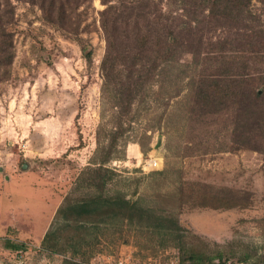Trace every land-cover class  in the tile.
Returning a JSON list of instances; mask_svg holds the SVG:
<instances>
[{
  "label": "rangeland",
  "instance_id": "374dc122",
  "mask_svg": "<svg viewBox=\"0 0 264 264\" xmlns=\"http://www.w3.org/2000/svg\"><path fill=\"white\" fill-rule=\"evenodd\" d=\"M40 1L0 0L12 54L0 69V264H187L181 246L264 264V0L237 18L203 0H90L72 11L55 0L65 28ZM103 17L120 34L108 79ZM166 30L161 58L140 52L143 37ZM221 54L229 64L213 63ZM223 69L244 75L236 98L197 102L199 76ZM96 196L152 217L70 233L68 209ZM157 217L176 230L155 229ZM50 229L61 242L79 237L74 248L52 254Z\"/></svg>",
  "mask_w": 264,
  "mask_h": 264
},
{
  "label": "trees",
  "instance_id": "16d2710c",
  "mask_svg": "<svg viewBox=\"0 0 264 264\" xmlns=\"http://www.w3.org/2000/svg\"><path fill=\"white\" fill-rule=\"evenodd\" d=\"M34 1V0H31ZM54 1L55 0H41L40 6L43 9V12L45 14V17L47 20L51 23H59L58 25L62 28H65L66 23L64 22L65 18V11H62L63 5H60V11H56L54 8ZM90 0H66L68 11H72L76 7H79L83 4H88ZM203 2L210 4V12L214 15L215 11L216 13L221 11L225 12L228 15H230L232 18L239 17L241 13H244V10L246 7L250 4L251 0H203ZM72 4V5H69ZM220 7V9H218ZM107 12V10L105 11ZM103 14V13H102ZM101 14V15H102ZM4 19V16L2 17L0 15V69H2L3 66H7L10 63V60L12 58L11 54V42L9 39V34L7 33V28ZM110 19H106L103 17L101 19V26L103 27V30L107 34V49L106 53L103 57V60L101 61V71L107 77L108 79V71L113 70L114 66L117 65V58L119 53V47L118 45L119 39L117 37L120 35L118 32H114L111 28L115 25H108V22ZM113 34V36H111ZM170 35L169 30H166L162 36L159 31H156L154 36L149 38L143 37L142 39V50L141 53L144 51H149L152 47L153 51L157 54V57H162L160 52L164 51V47L162 43L165 42L166 36ZM116 39H113V38ZM148 43L150 46H148ZM170 47V46H168ZM116 56V57H115ZM159 58V59H160ZM167 57L162 58L163 61L166 60ZM213 63L214 60L219 59V64L226 65L230 63V57H226L223 54L219 55V58L214 57L211 58ZM157 63V62H156ZM216 64V63H215ZM110 65H112L110 67ZM158 64H155L153 66V70H155ZM222 67V66H221ZM232 70H234V67H232ZM231 70V71H232ZM231 71L228 69L220 70V74L216 77H211V79H208L207 77L201 75L199 76V79L196 81L194 86V97L197 102H200V104H203L204 106H207L209 103L210 105H213V108L216 106H226L227 102L233 101L232 99L236 98V95L233 89V85L235 83V79H245L243 78L242 74H230ZM234 75V77H233ZM230 77L231 80L230 83H221L225 80H218L221 77ZM216 78V79H215ZM111 80V79H110ZM109 80V81H110ZM241 82V81H237ZM239 84V83H238ZM126 88L120 89V93L125 90H131V88L127 85ZM258 95V94H257ZM69 214L67 216L68 220H71V224L66 225L67 230H69L70 233H73L72 229L76 228L79 230H84L85 227H99V225H104L107 227H113L118 226L120 222H126V223H132L135 219H139L141 221H148L150 219L151 213L146 211L145 209L139 207L134 202H130L129 200H125L123 197H114V198H102V197H95L92 199H89L82 204L78 205L76 208L68 209ZM62 211L59 210L57 215H61ZM171 225H175L173 228H171ZM150 227V226H148ZM155 229H164V231L168 233H173L176 230V221L171 218H165V217H157L156 221H154ZM87 230V229H86ZM60 233L54 232L52 229H50L43 238L42 245L45 246L52 254L54 252L60 251L62 247H70L71 249L74 248V244L76 240L79 238H75L74 240L70 238H66L63 242H61L56 235ZM8 249L11 250H18L19 248H24L22 244H14V243H8L7 242ZM185 246L179 247V252L183 255L181 257L182 263L187 264H223L221 262L222 255L220 252H211L209 250L203 251L202 249L196 248V247H188L184 248ZM260 259V258H259ZM258 259V261H255L254 264H260L261 261ZM218 260L217 263L214 261ZM64 264H76L72 261H64Z\"/></svg>",
  "mask_w": 264,
  "mask_h": 264
}]
</instances>
